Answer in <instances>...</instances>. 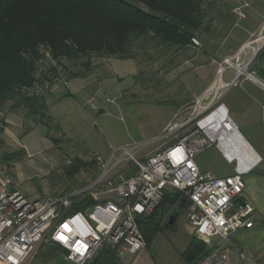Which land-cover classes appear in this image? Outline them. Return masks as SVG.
I'll list each match as a JSON object with an SVG mask.
<instances>
[{"label":"built area","instance_id":"built-area-1","mask_svg":"<svg viewBox=\"0 0 264 264\" xmlns=\"http://www.w3.org/2000/svg\"><path fill=\"white\" fill-rule=\"evenodd\" d=\"M193 42L199 44L196 38ZM262 49L264 21L233 54L217 63L212 84L179 109L155 139L156 146L140 157L137 145L111 147L107 158L93 152L90 159L98 172L75 192L29 199L6 174L0 184V264H26L41 244L59 246L72 264H88L105 246L118 256L124 250L136 253L147 245L139 220L152 214L167 193L177 194L181 207L187 202L193 234L209 245V252L196 264H229L230 252L240 250L232 236L254 225V206L240 199L243 175L252 165L242 168L230 148H223V126L230 117L222 98L245 80L264 87V80L251 69ZM53 82H46L45 88ZM213 146L231 161L236 159L234 173L219 176L199 167L197 155ZM132 166L136 170L125 176Z\"/></svg>","mask_w":264,"mask_h":264},{"label":"trees","instance_id":"trees-1","mask_svg":"<svg viewBox=\"0 0 264 264\" xmlns=\"http://www.w3.org/2000/svg\"><path fill=\"white\" fill-rule=\"evenodd\" d=\"M213 2L0 0V109L6 104L22 107L27 118L44 125L47 136L59 144L61 139L49 133L58 126L48 116L46 82L88 76L98 59L133 58L144 64L154 54L156 58L171 53L167 72L177 64L173 57L194 45L193 38L204 29ZM258 58L264 61V50ZM259 72L264 79V68ZM25 154L22 147L3 157L14 164ZM88 168L97 169L96 162L75 158L65 167L66 176L74 178ZM178 204V195L167 193L152 214L139 220L147 243L164 230L166 206ZM209 250L207 243L192 234L180 256L187 264H196ZM119 259L105 246L89 263L119 264Z\"/></svg>","mask_w":264,"mask_h":264},{"label":"rangeland","instance_id":"rangeland-1","mask_svg":"<svg viewBox=\"0 0 264 264\" xmlns=\"http://www.w3.org/2000/svg\"><path fill=\"white\" fill-rule=\"evenodd\" d=\"M196 39L201 46H204L203 37L198 36ZM192 50L186 47L178 53L179 55L173 57L176 61L185 60L184 66L187 70L180 69L183 71L179 78L170 75L172 74V72L168 73L170 70L166 75V67L169 68L171 65L168 61L171 53L162 54L156 58L154 54L152 59L145 61L144 64H138L136 61L137 65H135L134 60L130 59L108 62L105 70L100 74V79L104 80L101 87L98 84L100 79L97 80V77L92 75L95 83L94 90L97 89L96 86L101 89L96 94V90L92 92L94 94L89 100L84 99L87 108L84 117H80L79 122L76 121L77 117H71L68 124L64 126V132L59 131V128L49 131L51 136L61 139L59 144L51 143L42 137V133L46 132V128L42 125L24 135L29 118L24 111H15L18 119H21L23 123L21 127H14L3 121L4 126L9 125L4 132L6 127L0 124V184L8 174L16 188L20 189L29 199L58 198L75 192L98 172V167L97 169L88 168L81 170L74 178L67 177L65 167L70 162H74L75 158L89 160L93 152L102 158H107L111 147L122 145L139 146L140 150L136 155L142 156L158 144L155 139L160 135L164 124L175 118L181 108V103L203 81L206 83L208 78H211L210 66L212 65L210 64L202 69L203 76L202 73L200 76L195 74L197 59H190ZM263 50L258 53L251 66V69L259 76L261 74L259 69L263 67H260L261 65H258L256 60L259 59L258 56ZM206 56L208 57L207 54ZM186 59L190 60L186 62ZM190 66H192L191 69ZM100 106L103 111L98 113L95 109L100 110ZM186 113L188 111L184 112L181 118ZM16 137L28 144V156L15 162L12 171L14 164L8 162L3 155L22 148L18 140L16 141ZM214 150L215 147H209L200 153L198 158L220 169L222 159L220 155H216ZM5 168L8 169L7 172ZM135 170L136 167L132 166L131 171L124 175L129 176ZM177 217L175 226L172 229L160 230L152 242L156 254L160 259L166 260L167 264H179L177 250L182 249L183 244L189 241L192 235H190L192 228L186 210H182ZM48 246L43 244L36 250L33 255L37 256L36 262L39 264H69L63 252L58 254L53 262H43L42 255L45 250L49 249Z\"/></svg>","mask_w":264,"mask_h":264},{"label":"crops","instance_id":"crops-1","mask_svg":"<svg viewBox=\"0 0 264 264\" xmlns=\"http://www.w3.org/2000/svg\"><path fill=\"white\" fill-rule=\"evenodd\" d=\"M238 8L242 12L241 15L237 11ZM263 21L264 0H214L213 6L205 19V27L199 32V36L203 37L202 40L205 47L201 46V44L189 46V49H194L192 50V57L190 59H197V61H195V74L200 76L202 73L203 76L202 69L207 64H210L212 65L210 66L211 78H208V82L206 83L203 81L197 89H195L190 96L181 103V107L191 103L199 94H201L202 91L212 84L218 68L217 63L224 57L233 54L239 46L262 25ZM215 38H218V40ZM128 59L134 60V64L137 65L136 60L133 58L98 59L96 60L95 67L91 74L88 76H76L70 78L66 83L57 81L51 85V88L46 94L48 116L51 118L52 123L58 126L59 131H65L64 126L68 124L71 117H77L76 121L79 122V118L84 117V113H87L85 101L92 98L94 94L92 92L96 90V94L101 89L100 87L104 80L100 79V74L105 70L108 62L112 60L117 61ZM190 59H186V62ZM184 62L185 60H178L176 66L168 71V73L172 72L170 75L179 78L181 72L187 70L184 66ZM256 63L264 68V61L261 58L257 59ZM191 68L192 66H190V69ZM168 73L166 72V75ZM92 75H95L97 80L100 79V81H98L100 87L96 86L97 89L95 90V83L92 79ZM82 99L83 101L85 99V101L83 102ZM222 101L227 108L230 120L238 134L243 140H245L247 145L250 146L258 158V160L252 164V167L243 175L245 179V189L244 194L240 198L252 202L254 206V212L252 214L254 225L250 228L239 229L233 234V243L237 245L240 250H232L230 252L229 264H264V87L255 81L245 80L242 86L232 88L228 91L223 96ZM17 110L25 112L22 107L14 108L11 107V104H6L0 109V124L4 128L6 127L4 132L9 128V125L4 126L2 123L3 121L14 125V127L22 126L23 123H21V119H18L17 112H15ZM95 111H98V113L102 112L103 108L100 106V110L95 109ZM3 118L5 120H2ZM168 122L169 121H167L164 126ZM26 125L27 130L24 131V135L41 124L36 123L33 119L29 118ZM42 126L46 128L44 125ZM42 137L49 140L51 143L53 142L47 136V129L46 132L42 133ZM17 140L18 144L26 150L24 157L28 156V144L23 143L22 139H19L18 137H16V141ZM213 147H215L214 152L216 155H220V159H222V165L219 166L220 169L205 163L202 159L198 158V154L196 162L199 167L204 170H212L219 176L234 173L236 159L231 161L224 155L220 148L216 146ZM14 167L15 164L12 167V171L14 170ZM12 183L13 186L16 187L13 180ZM179 207L181 206H166L167 209H164V211H167V213L164 222L167 221V223H169L171 216H175L185 209V206L181 210H179ZM177 218L178 217H176L174 224L167 229H172L175 226L178 220ZM158 233L159 232L156 234ZM191 234H193L192 230L190 231V235ZM153 239L147 243L146 247L136 253L124 250L122 256H119V264H167L166 260L159 258L158 254H156L152 247ZM188 242L189 241H186L183 244L182 249L177 250L179 264H187L181 259L180 252L185 250ZM46 245H49V249L43 252V257L41 255L40 257L43 258V262H53L57 255L63 252V250L58 246L56 250L52 251L51 249L56 245ZM36 257L37 256H32L26 264H39L35 261ZM68 263L72 264L70 262Z\"/></svg>","mask_w":264,"mask_h":264},{"label":"bare ground","instance_id":"bare-ground-1","mask_svg":"<svg viewBox=\"0 0 264 264\" xmlns=\"http://www.w3.org/2000/svg\"><path fill=\"white\" fill-rule=\"evenodd\" d=\"M224 135L223 148L226 150L230 148L235 156L240 159L241 167H249L258 160L256 154L250 148L249 145L243 140L235 129L233 123L229 120L227 124L223 126ZM227 151V150H226Z\"/></svg>","mask_w":264,"mask_h":264},{"label":"water","instance_id":"water-1","mask_svg":"<svg viewBox=\"0 0 264 264\" xmlns=\"http://www.w3.org/2000/svg\"><path fill=\"white\" fill-rule=\"evenodd\" d=\"M178 215H179V214H176L175 216H171L169 223L165 224V228H168V227H170L171 225H173L174 222H175V219H176V217H177Z\"/></svg>","mask_w":264,"mask_h":264},{"label":"flooded vegetation","instance_id":"flooded-vegetation-1","mask_svg":"<svg viewBox=\"0 0 264 264\" xmlns=\"http://www.w3.org/2000/svg\"><path fill=\"white\" fill-rule=\"evenodd\" d=\"M186 203L187 202L184 200V203H183L182 207H179L180 208L179 210H181L186 205Z\"/></svg>","mask_w":264,"mask_h":264},{"label":"snow or ice","instance_id":"snow-or-ice-1","mask_svg":"<svg viewBox=\"0 0 264 264\" xmlns=\"http://www.w3.org/2000/svg\"><path fill=\"white\" fill-rule=\"evenodd\" d=\"M65 227H67V225H65ZM60 238H61V239H66V238H65V237H63V236H61Z\"/></svg>","mask_w":264,"mask_h":264}]
</instances>
